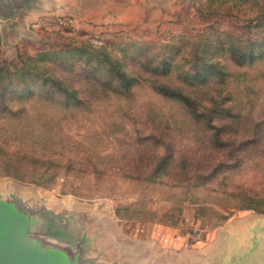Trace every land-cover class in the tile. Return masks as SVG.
I'll return each instance as SVG.
<instances>
[{
    "label": "rangeland",
    "instance_id": "rangeland-1",
    "mask_svg": "<svg viewBox=\"0 0 264 264\" xmlns=\"http://www.w3.org/2000/svg\"><path fill=\"white\" fill-rule=\"evenodd\" d=\"M85 1L74 11L78 21L47 8L30 15L34 25L0 27V89L12 107L0 109V200L32 222L43 218L22 231V247L59 264H179L170 245L183 242L185 264H229L234 244H242L234 234L260 227L264 212L201 209L209 198L223 205L235 198L220 189L187 191L173 179L127 180L112 169H132L118 135L179 142L176 135L187 133L177 106L154 90L155 79L176 84L187 70L214 69V78L223 71L230 77L221 88L256 104L253 116L264 121V58L242 61L251 43L264 42V0ZM123 74L132 77V92L115 96L108 79L123 81ZM46 88L52 100L37 97ZM75 90L89 91L88 103L77 106ZM227 94L212 90L209 105H230ZM191 145L184 138L177 149L189 154ZM97 155V166L81 159ZM225 188L264 197V155L229 174Z\"/></svg>",
    "mask_w": 264,
    "mask_h": 264
},
{
    "label": "trees",
    "instance_id": "trees-1",
    "mask_svg": "<svg viewBox=\"0 0 264 264\" xmlns=\"http://www.w3.org/2000/svg\"><path fill=\"white\" fill-rule=\"evenodd\" d=\"M257 55L264 58V42L260 45L251 43L250 51L247 56H243L242 61H249L251 64ZM233 63L245 66L243 62L236 59L233 60ZM202 70L205 71V75L187 70L181 83L171 84L170 81H160L159 79H155L154 82H158L160 85L152 82L156 93L176 105L180 110L178 118L183 116L182 123L185 125L186 135H176L180 139L179 142L175 138L166 137V135H140L138 137L136 135H118V140L126 145L124 162L130 164L132 169L118 171L119 167H113L112 172L118 175L119 172H122L123 177L127 180L139 179L142 181L145 179L153 183L173 179L178 186L187 188V191L195 189L203 193H213L220 189L222 194L233 195L235 198L233 202L224 203L226 206L215 203L214 199L209 198L208 201L199 203L201 209H205L206 205L220 204L221 208L228 213L231 212V209H251L262 213L264 212L263 196L249 195L245 191L230 193L226 190L225 184L229 174L241 170L243 165L254 157L264 155V121L253 116L256 104L237 102L241 93L237 90L233 92L221 88L222 86L227 87L226 80L230 77L229 74L220 71L221 76L214 78L212 72L214 69H211V75L208 74L206 68L202 67L199 71ZM261 72H264V69ZM1 77L2 75H0V79ZM121 77L123 81L108 79V82L113 85L107 90L115 96L127 95L132 92L130 90L132 77L127 74H123ZM134 79L136 78L134 77ZM107 90L104 93H107ZM212 90L227 91V95L231 99L230 105L221 103L213 105L214 107L209 105V103H214L210 101L211 96L212 98L215 96L211 95ZM75 91L77 94L79 93L73 99L77 106L84 102L88 103L91 99L89 91L85 90L84 95ZM90 92L92 93L93 90L90 89ZM2 93L1 88L0 109L11 111L12 107L4 103L5 99ZM37 97L52 100L54 91L52 88H46L42 93H38ZM66 97L68 98V96ZM33 98H36V94H33ZM23 111V109H17L14 110V114ZM262 112L264 114V110ZM47 124L48 121L44 123V132H46ZM47 129L51 131L49 128ZM184 138L192 143L191 146L186 147L189 154L180 148L177 149L178 145L183 144ZM109 155L104 157L108 158ZM20 157L25 158L26 156L20 155ZM99 158L100 156L97 155L96 161L90 156L81 159L91 163L92 166H97ZM14 173L19 174L20 172L14 171ZM213 183H216L215 188L211 185Z\"/></svg>",
    "mask_w": 264,
    "mask_h": 264
},
{
    "label": "crops",
    "instance_id": "crops-1",
    "mask_svg": "<svg viewBox=\"0 0 264 264\" xmlns=\"http://www.w3.org/2000/svg\"><path fill=\"white\" fill-rule=\"evenodd\" d=\"M4 2L6 12L0 18V27L5 31L20 25L25 27L34 25L37 20L32 19L30 15L36 11H45L47 8L54 15H69L78 21L81 18H78L79 16L75 15L74 11H79L80 9L78 8H82L87 3L85 0H22L19 4L14 0H6ZM49 3L51 4L50 7H48ZM115 4L118 5L119 3ZM114 10L116 9L114 8ZM234 236H242V244H234L232 260L229 264H264V223L257 228L242 229L236 232ZM170 247L172 250L178 252V263L185 264L183 255L187 251V248L183 242L178 247L177 245H170ZM181 256L184 261L181 260Z\"/></svg>",
    "mask_w": 264,
    "mask_h": 264
},
{
    "label": "water",
    "instance_id": "water-1",
    "mask_svg": "<svg viewBox=\"0 0 264 264\" xmlns=\"http://www.w3.org/2000/svg\"><path fill=\"white\" fill-rule=\"evenodd\" d=\"M43 218L31 221L22 214L10 210L0 200V264H59L37 254L33 249L22 247L26 231L30 223L37 226L42 224Z\"/></svg>",
    "mask_w": 264,
    "mask_h": 264
},
{
    "label": "built area",
    "instance_id": "built-area-1",
    "mask_svg": "<svg viewBox=\"0 0 264 264\" xmlns=\"http://www.w3.org/2000/svg\"><path fill=\"white\" fill-rule=\"evenodd\" d=\"M68 20H70V19H68ZM72 20H70V21H68V22H71ZM199 235L201 236L202 235V233H199Z\"/></svg>",
    "mask_w": 264,
    "mask_h": 264
}]
</instances>
